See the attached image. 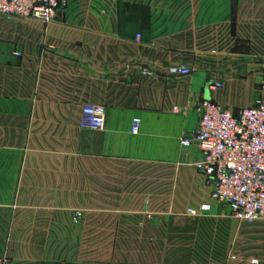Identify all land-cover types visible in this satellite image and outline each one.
Masks as SVG:
<instances>
[{
	"label": "crops",
	"instance_id": "0c3cea01",
	"mask_svg": "<svg viewBox=\"0 0 264 264\" xmlns=\"http://www.w3.org/2000/svg\"><path fill=\"white\" fill-rule=\"evenodd\" d=\"M67 1L65 13L47 25L0 15V256L15 264H24L23 241L10 245L9 233H24L26 216L41 214L26 207V199L85 201L82 220L86 231L100 233L92 239L100 247L121 246L116 235L106 243L110 232L121 231L115 217L162 213L166 206L157 200L166 201L171 190L180 214L210 202L211 189L193 166L201 155L181 139L197 129L204 100L234 111L251 106L256 98H243V90L256 86L264 68V54L247 50V40L239 46L245 51L234 50L230 1ZM177 65L193 74L171 76ZM213 82L223 87L214 89ZM88 104L105 108L104 131L81 128ZM134 119L141 120L137 135L131 133ZM41 153L50 158H37ZM146 199L155 204L133 207L132 201ZM71 208H64L69 217ZM204 215L207 223L231 216L217 205ZM238 222L240 239H248L250 229H264L259 222ZM210 224L175 226L182 234L177 243L185 240L184 229H191L194 241L216 239L220 226ZM38 226L37 218L27 222V230ZM169 228L162 225L159 237L149 224L125 229L134 233L130 246L145 242V255H151L157 242L166 256ZM231 228L224 237L233 252L239 241L233 242ZM257 257L245 253L227 264H253Z\"/></svg>",
	"mask_w": 264,
	"mask_h": 264
},
{
	"label": "rangeland",
	"instance_id": "374dc122",
	"mask_svg": "<svg viewBox=\"0 0 264 264\" xmlns=\"http://www.w3.org/2000/svg\"><path fill=\"white\" fill-rule=\"evenodd\" d=\"M139 1V0H138ZM141 1V0H140ZM167 1V0H166ZM170 2H184L186 4L193 1L200 3H208L213 0H168ZM220 1V0H218ZM225 1V0H222ZM232 3L233 10V30L232 40L234 50H246L240 48L245 44L246 40L249 42L247 50L255 52L256 54H264V0H226ZM220 26V25H218ZM224 27V25H221ZM218 36V33L216 34ZM242 42V43H241ZM248 52V51H247ZM260 67H264L262 63H259ZM259 80L254 88L244 89L243 98L253 95V98H257L264 89V68H261L259 72ZM27 156V154H26ZM33 158V157H32ZM39 159H48L50 155L47 153H41L37 155ZM27 160V157H26ZM148 198V197H146ZM149 199V198H148ZM142 200L132 201L133 207H143L155 204V200ZM80 199L68 200H50V199H36L35 201L26 199V207L36 206L40 211L38 217L26 216V230L24 233L10 232V245L20 246L23 241L24 251V264H144L145 259L149 258L152 264H227V261L238 262L240 256L247 253V256H258L264 260V229L260 227L250 229L248 239H240V232L238 229L237 220L232 216H227V219H216L207 223L205 215L202 216H189L186 214H180L176 210V198L173 190L169 192L168 199L163 201L162 199L157 202L162 203L163 212H157L158 214H142L139 216L122 215L115 217V224L120 227L121 231L110 232L109 242L114 239L113 235H116V240L121 246H96L94 238L99 236L98 232L86 231V223L82 220L83 208ZM71 204L72 216L69 217V210H64ZM219 206V205H217ZM221 207V206H219ZM53 208H55L53 210ZM167 208V210H165ZM61 209V210H60ZM57 211V215L51 214L52 211ZM60 211V212H59ZM145 212V211H144ZM67 213V215H66ZM80 213L81 217L77 214ZM33 218H37L39 222V229L36 231L27 230V222L32 221ZM139 223L142 225L156 226V230L152 231L153 236L159 237L161 234L160 228L162 225H168L170 242L166 256H161L159 243L153 242L151 255L145 252L149 249V246H145V242L142 245L133 247L130 246V240L133 234L125 229L133 223ZM216 224L220 226V232L216 233V239H195L192 237L191 229H184L185 240L181 243H177V235H182L181 231L177 232L175 226H206V224ZM210 224V225H211ZM257 225H264V222H259ZM232 226L233 230V242H237L239 245L234 247L233 252L231 249L230 240H225V231ZM244 226V224H242ZM251 228V227H247ZM254 228V227H253ZM123 229V230H122ZM258 229V230H257ZM228 233V231H227ZM23 234V236H22ZM238 234H240L238 237ZM205 234H201V237ZM112 236V237H111ZM238 238H235V237ZM23 238V239H22ZM18 243H17V242ZM140 241H138V245ZM180 244L182 246H180ZM184 245V247H183ZM237 248V249H236ZM258 254V255H257ZM260 254V256H259ZM238 256V258H237ZM11 256H0V264H15L11 262ZM151 257V258H150ZM235 258V259H233ZM257 259H253L257 260ZM120 261V262H119ZM258 261V260H257Z\"/></svg>",
	"mask_w": 264,
	"mask_h": 264
},
{
	"label": "built area",
	"instance_id": "2783aa9c",
	"mask_svg": "<svg viewBox=\"0 0 264 264\" xmlns=\"http://www.w3.org/2000/svg\"><path fill=\"white\" fill-rule=\"evenodd\" d=\"M67 0H0V15L24 18L43 24L54 22L65 13ZM141 35L136 40L141 41ZM152 76L151 72H144ZM169 74L188 77L193 70L186 65L173 66ZM223 85L212 83V88ZM179 112V109H174ZM198 127L181 139L185 148H195L201 157L193 166L211 189L210 202L189 208L187 215L202 216L214 205L227 209L240 222H264V89L253 104L238 111L218 102L204 100L198 107ZM141 120L134 119L131 133L137 135ZM82 129L104 131L106 110L101 105L83 108ZM81 217V214H77ZM235 259V258H233ZM258 264L257 260L252 261Z\"/></svg>",
	"mask_w": 264,
	"mask_h": 264
}]
</instances>
